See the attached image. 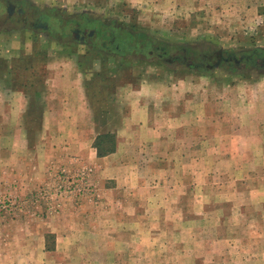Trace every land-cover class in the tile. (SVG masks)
<instances>
[{"label":"rangeland","instance_id":"obj_1","mask_svg":"<svg viewBox=\"0 0 264 264\" xmlns=\"http://www.w3.org/2000/svg\"><path fill=\"white\" fill-rule=\"evenodd\" d=\"M2 1L0 70L9 69L18 85L36 87L27 122L30 158L36 153L29 178L33 188L27 180L18 186L0 177V264H264L263 206L256 202L243 213L224 201L231 174L221 175L220 138L211 136L223 124L232 125L231 115L246 120L264 103V69L212 68L205 59L211 50L264 48V0H19L36 7V16L51 17L47 30L30 21H6ZM83 15L106 26L103 38L81 41L66 34V22ZM119 28L145 32L150 43L132 45L125 34L116 35ZM151 37L165 53L156 51ZM195 46L200 55L180 52ZM47 63L79 66L90 100L106 104L105 111L115 102L128 111L125 103L137 100L139 91L154 96L149 81L156 79L179 85L184 100L187 80L202 84L208 89L195 94L200 106L190 129L197 136H165L161 152L146 149L138 135L126 147L132 138L122 135L123 151L94 157L89 135L60 138L58 129L42 130L45 101L39 92L49 76ZM205 99L228 101L224 123L211 122L216 130L208 125ZM237 100L252 107L239 108ZM210 113L217 111L209 107ZM161 114L153 113L149 124L159 126ZM240 123L249 127L251 121ZM64 139L73 149L60 151ZM75 141L87 143V150H74ZM241 158L245 162L248 154ZM256 172L264 178L261 168ZM227 236L233 239H223Z\"/></svg>","mask_w":264,"mask_h":264},{"label":"crops","instance_id":"obj_2","mask_svg":"<svg viewBox=\"0 0 264 264\" xmlns=\"http://www.w3.org/2000/svg\"><path fill=\"white\" fill-rule=\"evenodd\" d=\"M177 1L178 4L183 2L182 0ZM222 3L223 1H220V4ZM221 6L227 8L225 4ZM220 11L223 12V10ZM224 12L227 14V11ZM57 61H59L58 57H55L54 63ZM48 62H50L49 59ZM63 65L65 66L62 67L59 63L51 66L47 63L46 66L49 76L41 85L42 90L39 92L43 94L45 101L42 113V130L49 127L58 129L57 135L60 138L89 135L92 137L89 139L91 152L94 157L102 159L113 157L123 151L121 148L123 141L121 140V142L119 139L122 135H128L132 138L126 142V147L133 146L132 141L136 140L135 136L138 135L143 138L141 144L146 149L150 147L156 149L157 147L158 151L161 152L165 149L163 144L165 136L171 135V137L180 138V136L186 135L187 139L197 136V132H190L196 127L195 107L200 106L195 94L208 89V87L187 80L183 86L184 100L180 97L179 85H174V83L171 85V82L164 79H156L155 82L149 81V85L155 89L154 96H148L139 91L141 95L137 100L132 99L131 102L125 103L130 106L128 111L126 108H124L125 110L122 109L120 104L116 102L112 104V110L108 108L109 110L105 111L104 106L106 104L102 103L96 106L90 100L89 94L92 96V93L88 83L86 84L83 80L79 66L69 63ZM13 76L14 74H11L9 69L0 70V177L2 182L10 177L11 182H16L18 186L27 180L28 187L33 188L29 178H32L34 174L32 169L35 166L31 160L34 158L36 150H33V156L30 158L31 151L28 141L30 131L27 122L31 121L30 112L34 108L33 105L36 104L34 103L35 94H31L30 91L36 87L35 85L32 86L31 83L18 85ZM250 103L239 100L237 105L241 106L239 108L245 105L251 108ZM203 106L209 127L214 130L218 129L214 127L215 123L212 124L211 122L221 121L224 123L223 112L225 111L223 110L227 108L228 101L225 102V99H221L207 102L205 99ZM209 107L214 108L217 113L208 114ZM257 107L258 109L251 112L252 114L246 120L241 116L231 115V118L229 117L227 120L231 121L232 125L223 124L224 128L222 127L223 129L219 133L211 136L220 138L218 148L221 155L217 156L216 160L218 161L216 163L223 173L221 175L228 177L231 174V186L225 191L224 201L232 202L233 207L243 213L247 209L245 206L253 207L257 202L263 206L259 214L264 216V178H258L259 174L255 176L256 171H259L260 168L262 173L264 172V103L258 104ZM158 112H162L161 115L164 114L163 117H159V126L149 124L151 121L149 117H152L153 113L158 114ZM185 112L188 113L186 119L183 117ZM185 120H187V125L181 122ZM242 121H248V123L251 121V124H248L249 127H244L240 123ZM120 122L124 123L121 124ZM103 133L114 134L117 144L112 152L98 156L94 141L98 135ZM86 144L75 141L74 150L83 152L85 149L87 150ZM62 145H59L60 151L67 152L71 148L73 149L69 141H65V139ZM69 145L70 148H68ZM175 146L178 147V145ZM146 149L140 148V151L145 152ZM210 150L211 152L216 151L211 148ZM242 153L243 155L248 154V159L245 162L243 161L244 157L241 158ZM253 164L255 168H253ZM224 172H229V174ZM245 176L255 177L248 180ZM247 188V192L250 194L244 192ZM48 232L53 233L52 231ZM223 239L231 240L233 238L227 236Z\"/></svg>","mask_w":264,"mask_h":264},{"label":"flooded vegetation","instance_id":"obj_3","mask_svg":"<svg viewBox=\"0 0 264 264\" xmlns=\"http://www.w3.org/2000/svg\"><path fill=\"white\" fill-rule=\"evenodd\" d=\"M3 5L5 7L6 16L5 20L14 19L16 21L21 22H32L33 27H41L43 30L48 29V23L51 17L46 14L37 15L36 7L29 5L26 3L27 1H19V0H3ZM16 16V18H14ZM60 23H62L60 21ZM68 26V30L66 34H70L75 38H80L81 41H84L86 38H96L102 37L107 33V28L105 25L101 23H97L90 17H86L85 15L80 16L79 18H74L68 20L66 22ZM27 26V25H26ZM115 30V29H114ZM114 38V37H113ZM157 52L165 53V47H156ZM153 52V51H152ZM180 52L185 54H190L193 52L188 48H183ZM217 53L214 56H210L205 58L208 60L207 67L212 66L215 67V63L219 62V68L225 64H228L229 68L232 70H246L247 66H253L258 69H264V48L262 50H243V51H235V50H227V49H219L216 51ZM248 52V53H244ZM162 53V54H163ZM160 54V56L162 55ZM185 59V57H184ZM183 59V60H184ZM188 59V58H187ZM190 66V65H189ZM193 66V65H191ZM194 67V66H193Z\"/></svg>","mask_w":264,"mask_h":264},{"label":"trees","instance_id":"obj_4","mask_svg":"<svg viewBox=\"0 0 264 264\" xmlns=\"http://www.w3.org/2000/svg\"><path fill=\"white\" fill-rule=\"evenodd\" d=\"M55 19L57 21L60 20L59 16H56ZM61 21V20H60ZM116 35L117 34H125L126 37H128V40L130 42V44L135 45L138 44L140 45L142 42H144L145 44L150 43V40H147L145 42V39L148 38V34L145 32H131L129 30H127L126 28H119L116 31ZM150 39V38H149ZM151 41L155 42L154 45H156V47H158V44H160V41H158L156 38L151 37ZM176 48H179V46L176 45ZM186 48V47H182L181 49ZM194 55H200L201 52L198 49L197 46L192 47L191 48ZM263 48H257V50H262ZM212 51V56H214L217 52V50H211ZM264 53V52H262ZM106 78V77H105ZM109 78H106V80ZM116 144H117V140H116V136L114 134H110V133H103L100 134L96 137L95 141H94V146L97 149V155L98 156H104L107 155L108 153L112 152L115 148H116Z\"/></svg>","mask_w":264,"mask_h":264},{"label":"water","instance_id":"obj_5","mask_svg":"<svg viewBox=\"0 0 264 264\" xmlns=\"http://www.w3.org/2000/svg\"><path fill=\"white\" fill-rule=\"evenodd\" d=\"M218 66H219V62H216V63H215V67H218Z\"/></svg>","mask_w":264,"mask_h":264}]
</instances>
